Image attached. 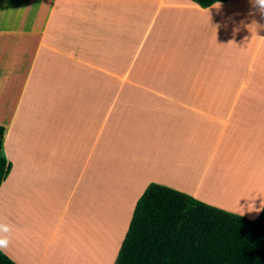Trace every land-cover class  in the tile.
Instances as JSON below:
<instances>
[{
	"label": "crops",
	"instance_id": "obj_1",
	"mask_svg": "<svg viewBox=\"0 0 264 264\" xmlns=\"http://www.w3.org/2000/svg\"><path fill=\"white\" fill-rule=\"evenodd\" d=\"M28 2L34 21L11 32L8 66L16 69L9 107L0 109L8 259L113 264L149 183L248 220L258 215L264 14L250 0L206 8L189 0ZM118 184L120 205L104 211L98 200ZM99 210L108 212L101 228Z\"/></svg>",
	"mask_w": 264,
	"mask_h": 264
},
{
	"label": "trees",
	"instance_id": "obj_2",
	"mask_svg": "<svg viewBox=\"0 0 264 264\" xmlns=\"http://www.w3.org/2000/svg\"><path fill=\"white\" fill-rule=\"evenodd\" d=\"M206 8L226 0H189ZM0 183L10 164L1 152ZM0 264H15L0 251ZM113 264H264V203L248 220L149 183L133 206Z\"/></svg>",
	"mask_w": 264,
	"mask_h": 264
},
{
	"label": "rangeland",
	"instance_id": "obj_3",
	"mask_svg": "<svg viewBox=\"0 0 264 264\" xmlns=\"http://www.w3.org/2000/svg\"><path fill=\"white\" fill-rule=\"evenodd\" d=\"M30 6L31 4L28 2V0H0V90L2 91L0 94V109L6 110L9 107L10 97L8 77L10 74V69H16L14 67L11 68L8 66V62L10 60V49L17 43L16 39L12 37L11 32L13 33L19 31L21 33H24V31L28 30V27L32 25V22L34 20L28 17ZM116 190L118 192L114 195H110L109 198L108 196H105V201L98 200L99 203L105 204V208L103 209L104 211L110 208L111 205L115 209L117 208L118 203V205H120L122 200L121 198L123 196L120 184H118ZM98 206L102 207L104 205ZM104 211H98L97 219L100 218V220L102 221L100 222V220H98V226L100 228L103 225L107 224V221L105 220L106 218L103 217L105 215L108 217V212ZM103 238L106 239L105 236ZM103 238H100L101 241L100 243H98L97 259L98 255L100 256V250L106 247L105 245L103 246Z\"/></svg>",
	"mask_w": 264,
	"mask_h": 264
},
{
	"label": "clouds",
	"instance_id": "obj_4",
	"mask_svg": "<svg viewBox=\"0 0 264 264\" xmlns=\"http://www.w3.org/2000/svg\"><path fill=\"white\" fill-rule=\"evenodd\" d=\"M254 9L264 14V0H250ZM13 227L3 221H0V251L7 249L12 243Z\"/></svg>",
	"mask_w": 264,
	"mask_h": 264
}]
</instances>
